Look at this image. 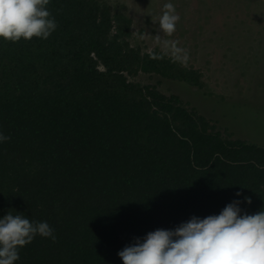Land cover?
<instances>
[{"label":"trees","instance_id":"trees-1","mask_svg":"<svg viewBox=\"0 0 264 264\" xmlns=\"http://www.w3.org/2000/svg\"><path fill=\"white\" fill-rule=\"evenodd\" d=\"M47 40H0V217L47 221L16 264H122L134 238L218 214L236 192L264 211V145L224 134L195 109L127 77L186 74L130 43L104 0H51Z\"/></svg>","mask_w":264,"mask_h":264},{"label":"rangeland","instance_id":"rangeland-1","mask_svg":"<svg viewBox=\"0 0 264 264\" xmlns=\"http://www.w3.org/2000/svg\"><path fill=\"white\" fill-rule=\"evenodd\" d=\"M104 1L131 20L132 46L166 54L186 74V81L142 73L128 81L174 94L222 133L264 145V0H171L180 16L172 36L157 25L169 0Z\"/></svg>","mask_w":264,"mask_h":264},{"label":"clouds","instance_id":"clouds-1","mask_svg":"<svg viewBox=\"0 0 264 264\" xmlns=\"http://www.w3.org/2000/svg\"><path fill=\"white\" fill-rule=\"evenodd\" d=\"M50 2L0 0V40H47L58 27L48 8ZM163 9L158 28L172 36L180 16L171 0ZM175 52L177 60L187 63L185 50L175 48ZM9 139L0 131V143ZM234 195L238 199L226 204L218 214L192 216L174 228L148 232L134 238L117 256L122 264H264V211L246 213L241 204L250 205L251 198L239 191ZM36 236L56 239L47 221L30 220L22 212L9 210L0 217V264H16L20 249Z\"/></svg>","mask_w":264,"mask_h":264}]
</instances>
